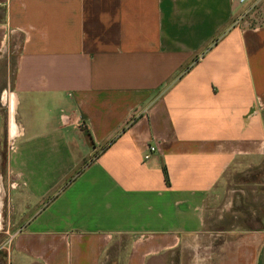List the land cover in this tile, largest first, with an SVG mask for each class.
<instances>
[{"label":"crops","instance_id":"obj_1","mask_svg":"<svg viewBox=\"0 0 264 264\" xmlns=\"http://www.w3.org/2000/svg\"><path fill=\"white\" fill-rule=\"evenodd\" d=\"M241 7L0 0L5 264H264V223L215 196L264 163V10Z\"/></svg>","mask_w":264,"mask_h":264},{"label":"rangeland","instance_id":"obj_2","mask_svg":"<svg viewBox=\"0 0 264 264\" xmlns=\"http://www.w3.org/2000/svg\"><path fill=\"white\" fill-rule=\"evenodd\" d=\"M241 22L250 24H257L259 19L250 21L257 13L263 12L264 0H244L241 7ZM237 15V13H236ZM235 15V16H236ZM248 20V21H245ZM245 21V22H244ZM16 49H10V46H6L5 51H0V92L3 88L9 89L12 82V74L15 64ZM9 94V93H7ZM6 105V104H5ZM4 104L0 106V111L3 115H6L7 110ZM11 140V139H10ZM10 142V141H9ZM7 142L6 146L9 149L10 144ZM5 149V147L3 148ZM5 150H3L4 152ZM6 152V151H5ZM0 154L2 152L0 151ZM4 156V155H3ZM0 156V185H1V207L2 217L0 227V264H5L4 257H2L3 251L9 245L10 238L3 232L8 224L5 220L7 210H10V206L7 205L6 192L9 189L8 177L4 170V158ZM215 196L219 200L224 198H236L239 206L243 205V213L247 215V225L264 223V163L258 162L256 165L240 167L236 165H230L226 168L224 173L220 176L215 184ZM240 197V198H239ZM245 207V208H244Z\"/></svg>","mask_w":264,"mask_h":264},{"label":"built area","instance_id":"obj_3","mask_svg":"<svg viewBox=\"0 0 264 264\" xmlns=\"http://www.w3.org/2000/svg\"><path fill=\"white\" fill-rule=\"evenodd\" d=\"M238 1H239L240 3H242L244 0H238ZM198 56H200V54H199ZM153 150H154V146H153V145H151V144L147 145V147H146V152L142 155L143 158L148 157L149 153H150L151 151H153Z\"/></svg>","mask_w":264,"mask_h":264}]
</instances>
